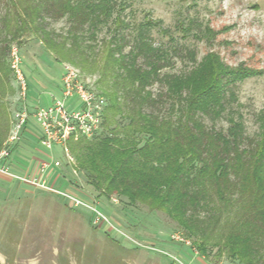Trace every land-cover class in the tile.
<instances>
[{"label":"trees","instance_id":"obj_1","mask_svg":"<svg viewBox=\"0 0 264 264\" xmlns=\"http://www.w3.org/2000/svg\"><path fill=\"white\" fill-rule=\"evenodd\" d=\"M0 4V153L12 123L5 98L15 94L9 52L13 44L21 46L33 36L57 62L71 63L87 74L100 73L97 84L108 101L102 121L106 133L93 139L71 137L67 146L76 168L102 196L124 197L130 205L165 213L211 261L264 264V114L253 139L233 117L226 133L204 120L225 111L234 99L231 85L263 70L245 64L230 67L218 53H208L191 73L162 75L169 101L163 109L162 100L146 91L166 66L163 50L147 34V27L159 22L147 20L137 35V52L124 54V44L114 42L124 40L121 31L131 26L124 18L123 1ZM62 19L70 24L66 34L48 29L49 20ZM102 26H112L116 35L102 40L104 62L96 54ZM88 40L94 44H86ZM141 55L145 60L139 64Z\"/></svg>","mask_w":264,"mask_h":264},{"label":"rangeland","instance_id":"obj_2","mask_svg":"<svg viewBox=\"0 0 264 264\" xmlns=\"http://www.w3.org/2000/svg\"><path fill=\"white\" fill-rule=\"evenodd\" d=\"M118 1L126 3L124 18L131 24L121 31L124 40H114L124 44V54L137 52V35L146 28L147 20L159 22L147 27V34L152 44L163 50L166 66L160 79L146 91L152 92V99L162 100L160 108L165 109L169 103L162 75L191 73L208 53H218L230 67L245 64L264 71V0ZM48 22V29L58 34H66L70 27L66 19ZM111 27L102 26L98 32L96 54L102 62L106 53L102 52V40L109 41L115 35ZM208 37L214 38L210 42ZM90 42L94 44L90 40L86 44ZM13 50L18 52L28 85L30 115L38 107L52 105L53 96L63 99L64 67L71 63L57 62L33 36L26 37L21 46L12 45L9 63ZM144 60L141 55L139 64ZM77 69L82 81L100 94V73ZM11 81L15 94L8 95L5 103L12 121L25 101L12 72ZM230 89L234 99L214 120L205 117L206 124L226 133L233 117L244 124L249 138H257L264 114V73ZM66 103L69 111L82 105L77 96ZM103 131L101 127L97 135ZM41 136L42 129L31 116L13 144L16 146L0 161L10 173L0 172V264H239L227 258L219 263L206 258L194 244L195 239L186 237L165 213L150 212L141 204L130 205L124 197L102 196L76 168L71 153L74 161L70 164L61 145L48 150L40 143Z\"/></svg>","mask_w":264,"mask_h":264},{"label":"built area","instance_id":"obj_3","mask_svg":"<svg viewBox=\"0 0 264 264\" xmlns=\"http://www.w3.org/2000/svg\"><path fill=\"white\" fill-rule=\"evenodd\" d=\"M11 58V68L15 73L25 105L14 115L7 146L0 153V161L9 155L10 148L20 139L30 117L33 116L42 129V136L39 139L42 146L51 150L55 145H61L71 164L74 158L67 146L68 139L71 137L93 139L97 135L102 127L103 112L107 106L106 99L95 90H91L82 81L80 71L77 68L72 65H65L63 99L53 96L52 105L38 107L34 114L30 115L26 104L28 85L20 69V59L16 50L11 52ZM73 96H77L82 105L79 110L69 111L66 101ZM45 169L46 165H43V170ZM0 172L10 175L9 168L5 165H0Z\"/></svg>","mask_w":264,"mask_h":264}]
</instances>
